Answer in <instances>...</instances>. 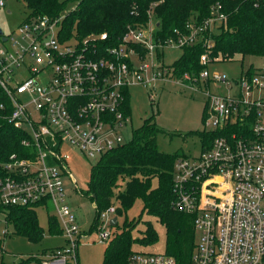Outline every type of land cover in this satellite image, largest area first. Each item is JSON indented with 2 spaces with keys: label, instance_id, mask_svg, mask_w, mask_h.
<instances>
[{
  "label": "built area",
  "instance_id": "2783aa9c",
  "mask_svg": "<svg viewBox=\"0 0 264 264\" xmlns=\"http://www.w3.org/2000/svg\"><path fill=\"white\" fill-rule=\"evenodd\" d=\"M219 8L200 24L187 20L185 31L174 29L164 41L151 16L128 24L114 41L105 31L64 37L62 14L28 17L0 35V86L11 105L6 119L27 147L0 164V204L50 207L64 241L40 254L38 264H79L77 246L86 235L64 199L63 180L74 181L65 145L94 158L123 144L122 129L130 118L123 109L125 92L131 85L173 79L159 58L162 48L182 47L200 39L202 31H217L225 19ZM208 62L201 54L199 79L238 90L204 91L208 106L202 128L224 133L209 148L175 160L174 207L192 215L198 232L191 264H264V70L231 79L209 73ZM114 216L115 205L100 212L99 242L110 239L106 227ZM127 264L176 261L165 252L133 251Z\"/></svg>",
  "mask_w": 264,
  "mask_h": 264
},
{
  "label": "trees",
  "instance_id": "16d2710c",
  "mask_svg": "<svg viewBox=\"0 0 264 264\" xmlns=\"http://www.w3.org/2000/svg\"><path fill=\"white\" fill-rule=\"evenodd\" d=\"M22 1L27 12L24 19H27L38 15L56 17L62 13L67 0ZM76 1V6L63 15L61 32L64 37L81 39L86 35L105 31L113 41L122 35L128 24L145 23L150 16L154 24L158 25L157 33L161 41H164L174 29L185 31V23L189 19L196 21V24L202 23L210 16L212 8L219 4V11L225 14V19L217 31H202L200 39L180 47V56L172 64L166 65V72L170 77L185 83H199L198 74L204 67L199 63V57L203 53L208 56L209 61L230 60L237 54L243 58L244 55L259 56L264 53V0ZM208 39L209 45L206 44ZM255 71L256 69L249 66L245 73L251 75ZM129 99V91H126L123 109L127 115L131 113ZM1 104L0 164L8 159L10 153L23 154L27 150L21 144L22 133L6 119L11 105L0 86ZM207 106L208 100L205 99L201 113L202 122L206 117ZM160 131L154 122V115H149L138 127L132 129L128 141L106 152L92 165L84 194L93 201L96 215L88 231L97 229L99 214L108 206L115 205V215L119 216L125 214L136 199H141L139 218L143 213L150 214L164 225V252L174 257L176 264H191L195 239L193 217L174 207L176 191L173 181L175 160L188 155L178 150H159L156 135ZM192 133L199 138V150H204L224 130L219 127L201 128ZM153 180H156V185H153ZM120 183L123 189H118ZM38 208L34 205L0 204L5 224L12 225L15 234L24 236L33 243L40 242L44 234L37 221ZM47 214L46 230L51 236L60 235L61 228L57 217L50 211ZM138 219L132 220L124 216L121 229L115 232L104 248L101 264H127V258L133 252V243L150 244L156 239V232L150 221H145L140 236H132L131 230ZM51 248L53 247L44 248V252ZM30 258L22 259L20 264Z\"/></svg>",
  "mask_w": 264,
  "mask_h": 264
},
{
  "label": "rangeland",
  "instance_id": "374dc122",
  "mask_svg": "<svg viewBox=\"0 0 264 264\" xmlns=\"http://www.w3.org/2000/svg\"><path fill=\"white\" fill-rule=\"evenodd\" d=\"M0 5V29L4 34H9L25 18L27 12L22 0H2ZM76 0H67L63 7L62 15L76 6ZM219 24V22H217ZM162 56L159 58L164 65H170L181 54V48L176 46H164ZM249 66L256 70H264L263 55H235L230 60L209 61L206 69L209 73L217 72L225 74L228 78L235 79L243 74ZM224 95L237 91L234 86L228 89L226 84L220 81H211L207 84L204 79L197 82H183L177 79H160L153 85L135 84L129 87L130 118L122 129L123 142L130 139L133 128L138 127L142 120L149 115H154L155 124L161 129L156 135V143L159 150L173 152L178 150L187 155H196L199 151V138L192 131L201 129L205 122L201 120L204 100L207 95L204 91ZM64 151L68 153L66 165L74 178L63 180L65 190V202L73 210L77 224L81 230L86 231L77 246L79 264H101L103 251L107 242H99L95 230H89V226L96 215L93 201L84 194L92 165L101 156L89 157L78 150L65 145ZM156 185V180H153ZM118 189H123L122 183ZM116 203V201H115ZM142 207L141 199H136L125 214L117 215V225H109L106 229L111 231L110 238L121 229L124 216L129 219H138ZM48 209L39 207L36 209L38 224L43 228L44 234L40 242H30L26 237L13 232L10 224H5L3 213L0 212V264H20L22 259L30 258L22 264H38L37 258L44 253V248L62 244L60 235L51 236L47 229ZM145 221H150L156 232V239L150 243H133L132 250L137 252L161 253L165 251V228L160 221L150 214L143 213L136 225L131 230L133 237L141 235L145 227ZM194 243L198 239L195 234Z\"/></svg>",
  "mask_w": 264,
  "mask_h": 264
},
{
  "label": "water",
  "instance_id": "95a60500",
  "mask_svg": "<svg viewBox=\"0 0 264 264\" xmlns=\"http://www.w3.org/2000/svg\"><path fill=\"white\" fill-rule=\"evenodd\" d=\"M2 34H3V32H2V30L0 29V35H2ZM2 39L5 40L6 37L3 36ZM116 222H117V217H116V216H114V217H112V218L110 219V224H111V225H114Z\"/></svg>",
  "mask_w": 264,
  "mask_h": 264
},
{
  "label": "crops",
  "instance_id": "0c3cea01",
  "mask_svg": "<svg viewBox=\"0 0 264 264\" xmlns=\"http://www.w3.org/2000/svg\"><path fill=\"white\" fill-rule=\"evenodd\" d=\"M51 247V246H50ZM53 247V246H52Z\"/></svg>",
  "mask_w": 264,
  "mask_h": 264
}]
</instances>
